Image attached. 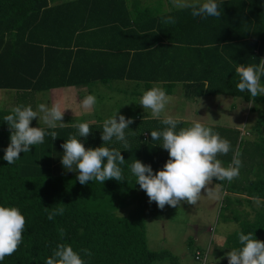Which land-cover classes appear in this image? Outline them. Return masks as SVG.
Masks as SVG:
<instances>
[{"label": "trees", "instance_id": "1", "mask_svg": "<svg viewBox=\"0 0 264 264\" xmlns=\"http://www.w3.org/2000/svg\"><path fill=\"white\" fill-rule=\"evenodd\" d=\"M217 3L220 18L193 17L188 7L163 14L142 0H0V90L33 104L41 92L127 81L145 84V91L163 84L167 95L180 84L188 100L226 96L250 104L256 116L253 138L242 140L243 154L237 155L246 172L227 185L239 227L223 246L231 251L240 247V232L254 233L264 242V96L238 91L235 73L238 65L264 59V0ZM168 16L176 22L165 23ZM260 83L264 85V76ZM10 113L0 110V206L18 208L26 224L17 250L0 264H46L59 243L77 252L90 249L91 257L80 253L85 264H180L167 251L149 249L147 221L163 219L164 208L149 202L129 167L137 159L154 172L163 169L169 154L160 147L161 140L151 139L152 131L166 127L163 118L136 116L125 130L129 148L115 139L105 145L124 156L119 165L124 182L81 184L75 165L65 169L56 162L54 149L52 159L44 157L53 142L47 134L41 158L34 145L9 165L3 156L10 129L3 117ZM177 121V131L185 128ZM102 124L90 125V135L80 138L86 149L104 145ZM53 130L57 137L79 138L75 127ZM225 133L237 140L240 136L237 129L225 128ZM232 148L231 154L235 144ZM60 203L64 214L49 220V212ZM245 205L253 207V217L241 209ZM130 207L128 217L118 215Z\"/></svg>", "mask_w": 264, "mask_h": 264}, {"label": "clouds", "instance_id": "2", "mask_svg": "<svg viewBox=\"0 0 264 264\" xmlns=\"http://www.w3.org/2000/svg\"><path fill=\"white\" fill-rule=\"evenodd\" d=\"M173 2L176 6L190 8L193 17L220 18L221 16L217 0H204L203 3L193 0L190 4H185L184 0H173ZM164 22L174 24L176 20L168 16ZM235 73L239 77L236 85L238 91L247 90L254 98L264 96V85L260 83L261 77L264 76V59L256 65H238ZM171 99L165 90L154 84L143 92L139 105L145 111L150 110L152 117L159 118ZM96 102L95 96L87 95L81 101V107L91 110ZM37 108L38 111H34L31 105L21 104L13 107L11 113L3 117L10 129V144L3 156L9 165L19 159L21 153H28L32 150V146L43 143L46 134L53 140L57 138L58 134L54 130L46 133L41 127H31L34 119H42L49 129H55L58 122L60 127L65 125L61 122L64 112L58 104L49 107L42 103ZM38 112L43 115L38 116ZM132 123H134L133 119L126 118L119 112L105 119L101 135L104 145L87 149L80 138L90 135L89 123L73 124L78 130L79 138L70 136L61 146L64 150L62 165L69 171L75 165L77 179L81 184L89 181L103 184L111 179L124 182L123 172L119 166L124 164V156L118 149H110L105 145L115 139L125 149L129 148L125 130L129 129ZM162 123L166 127L162 131H152L151 139L162 141L160 147L168 152L169 159L158 172H154L151 165H145L135 159L129 167L136 178V184L147 194L149 202H155L161 209L165 205L176 208L182 201L196 205L201 196L215 199L217 197L215 187L210 186L213 178L231 182L238 175L242 163L239 158L233 156L231 163L224 167L222 161L217 159L218 154L229 153L230 142L199 121H194L191 126L180 128L178 131V121L173 116L166 115ZM131 134L134 135L135 131H131ZM63 205L60 203L54 206L49 212L48 219L52 220L56 215L62 216L65 211ZM45 211H49L48 207H45ZM25 224V217L18 208L0 206V261L17 250L22 241ZM58 231L63 237L64 229L60 228ZM238 240L240 247L226 253L228 264H264V242L258 240L251 232L248 234L240 232ZM80 253L88 257L93 255L90 249H81L77 252L70 244L59 243L52 255L47 258L46 264H85Z\"/></svg>", "mask_w": 264, "mask_h": 264}, {"label": "rangeland", "instance_id": "3", "mask_svg": "<svg viewBox=\"0 0 264 264\" xmlns=\"http://www.w3.org/2000/svg\"><path fill=\"white\" fill-rule=\"evenodd\" d=\"M192 2L193 0H184L185 4ZM197 2L203 3L204 0H197ZM155 85L162 88L161 84ZM145 88L146 86L143 83L131 82H113L111 86L96 85L91 91L97 102L91 110H85L81 107V104L75 98L74 89L60 88L49 93H37L33 104H31V101L23 102L22 100H17L15 92L0 90V110L11 111L13 107L22 104L24 106L31 105L34 111H38L37 106L39 104L43 103L49 107L53 104H58L61 111L64 112L61 122L65 125L60 127L58 122V126L55 129L73 127V124L79 122L103 123L105 119L111 118L118 112L120 115L130 119L136 116L144 118L151 116L149 110L144 112L143 107L139 105V94H142ZM180 91L179 87L175 89L173 92L174 98L171 99L170 103L173 107L177 105L178 108L183 110L184 115L182 117L187 119L185 127L191 126L194 121H199L218 132L221 138L230 142L229 153L226 155L218 154L217 156V159L218 157L221 158L219 160L222 161L224 167H227L230 163L228 159L231 156L237 157L239 154V157H241L244 150L243 145L245 144L241 145L242 140L245 142V137L253 138L250 130L254 125L256 116L250 113L251 105L240 98L226 96L188 100L183 98V93ZM173 107L171 106L172 109ZM86 112L89 113V116L85 115ZM42 115V113L38 112V116ZM170 115H176V113L170 112ZM30 126L41 127L44 130L49 129L42 119L39 118L34 119ZM225 128L239 130L240 136L238 140L235 134L226 136ZM67 139L64 135L57 137L56 140L52 139L51 149H47V152H44V157L46 158L47 154H49L52 159V149H54L57 158L56 162H61L60 156H62L64 151L61 146ZM44 143L37 144L34 147L40 158L42 150L46 148ZM234 144L235 151L231 154ZM245 172L246 169L240 166L238 175L235 178L240 177ZM229 183L226 179L220 182H215L213 179L210 186L215 187L217 193L215 199L201 196L196 205H190L184 201L176 208L165 205L163 219L147 221L146 230L149 249L156 252L167 251L179 258L180 264H203V259L207 253V264H228L226 253L229 250H224L222 242L239 229L238 225L233 221L234 216L237 214V209L231 203L233 200L227 193V185ZM132 208L124 209L118 212V215L120 217H128ZM241 209L245 213H249L251 217L254 216L255 212L252 206L245 205ZM221 248L224 252L220 250ZM197 252L202 254L201 260L196 259ZM164 264H169V262Z\"/></svg>", "mask_w": 264, "mask_h": 264}, {"label": "crops", "instance_id": "4", "mask_svg": "<svg viewBox=\"0 0 264 264\" xmlns=\"http://www.w3.org/2000/svg\"><path fill=\"white\" fill-rule=\"evenodd\" d=\"M143 4L145 7H149V8H152L154 9V11H161L163 14H167V13H170V12H173V11H176L178 9H182V8H179L178 6H176L173 2V0H142ZM127 82V81H126ZM112 84V83H111ZM110 85H103V86H111ZM101 85V84H99ZM163 86V84H161ZM95 86H92V87H72V88H69V89H74V93H75V98L76 100L81 104V101L83 100V98L87 95H92V89L94 88ZM179 87L180 88V92L181 93H184V90H183V87L182 85L178 84L176 86V88ZM110 88V87H109ZM175 88V89H176ZM63 89H67V88H63ZM174 89V91H175ZM56 90V89H55ZM54 90V91H55ZM53 91V90H52ZM173 91V92H174ZM49 93V92H48ZM16 96V94H15ZM142 95L139 94V98L141 97ZM171 98H174L173 97V94L169 95ZM183 98L186 99L184 97V94H183ZM171 106L173 107V105H171V103H169L166 108H169V109H166L164 110V112L161 113L162 116H160V118H164L166 115H170V112H175L176 115H171L173 116L174 118H176L177 120H181L185 125L187 123V119L186 117H182L184 115V113L182 112L183 110L181 108H178L177 105H175L173 107V109L171 108ZM144 110V108H143ZM148 111V110H146ZM150 111V110H149ZM145 112V110H144ZM151 113V112H150ZM86 116H89V113H85ZM151 115V114H150ZM148 117H152V116H148ZM87 123V122H86ZM97 124H102L101 122H95V123H89V125H97ZM53 130V129H52ZM223 241V240H222ZM226 240H224L222 243V246L225 244ZM221 246V247H222Z\"/></svg>", "mask_w": 264, "mask_h": 264}, {"label": "built area", "instance_id": "5", "mask_svg": "<svg viewBox=\"0 0 264 264\" xmlns=\"http://www.w3.org/2000/svg\"><path fill=\"white\" fill-rule=\"evenodd\" d=\"M207 257H208V253L206 254V256L203 259V264H207ZM201 258H202V254L200 252H197L196 259L201 260Z\"/></svg>", "mask_w": 264, "mask_h": 264}]
</instances>
